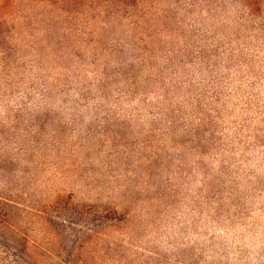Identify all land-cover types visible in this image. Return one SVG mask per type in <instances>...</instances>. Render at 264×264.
I'll return each instance as SVG.
<instances>
[{"label": "rangeland", "instance_id": "obj_1", "mask_svg": "<svg viewBox=\"0 0 264 264\" xmlns=\"http://www.w3.org/2000/svg\"><path fill=\"white\" fill-rule=\"evenodd\" d=\"M124 1L0 0V264H264V0Z\"/></svg>", "mask_w": 264, "mask_h": 264}, {"label": "trees", "instance_id": "obj_2", "mask_svg": "<svg viewBox=\"0 0 264 264\" xmlns=\"http://www.w3.org/2000/svg\"><path fill=\"white\" fill-rule=\"evenodd\" d=\"M117 4L121 5V6H128L124 0H116ZM253 2H258V0H254ZM253 3L251 2H247L248 6H251Z\"/></svg>", "mask_w": 264, "mask_h": 264}]
</instances>
